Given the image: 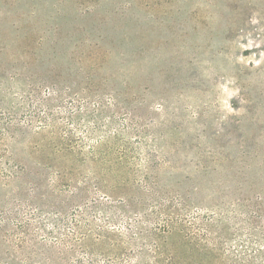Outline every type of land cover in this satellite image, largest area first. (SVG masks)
Segmentation results:
<instances>
[{
    "label": "rangeland",
    "instance_id": "374dc122",
    "mask_svg": "<svg viewBox=\"0 0 264 264\" xmlns=\"http://www.w3.org/2000/svg\"><path fill=\"white\" fill-rule=\"evenodd\" d=\"M0 264H264V0H0Z\"/></svg>",
    "mask_w": 264,
    "mask_h": 264
}]
</instances>
